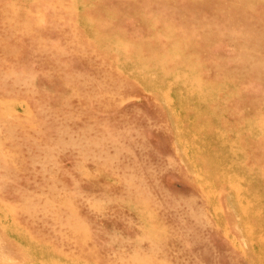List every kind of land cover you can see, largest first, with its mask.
<instances>
[{
    "label": "rangeland",
    "instance_id": "obj_1",
    "mask_svg": "<svg viewBox=\"0 0 264 264\" xmlns=\"http://www.w3.org/2000/svg\"><path fill=\"white\" fill-rule=\"evenodd\" d=\"M0 103V264H264V0H0Z\"/></svg>",
    "mask_w": 264,
    "mask_h": 264
},
{
    "label": "bare ground",
    "instance_id": "obj_2",
    "mask_svg": "<svg viewBox=\"0 0 264 264\" xmlns=\"http://www.w3.org/2000/svg\"><path fill=\"white\" fill-rule=\"evenodd\" d=\"M17 1H18V0H17ZM27 1H28V0H27ZM82 1H83V0H82ZM85 2H86V1H85ZM86 3H87V2H86ZM5 7H6V6H5ZM63 7H64V6H63ZM66 7H67V6H66ZM74 8H75V7H74ZM39 11H40V10H39ZM80 11H81V10H80ZM5 12H6V11H5ZM6 13H7V12H6ZM6 13H5V14H6ZM76 13H77V11H76ZM3 14H4V13H3ZM72 14H73V13H72ZM24 17H25V16H24ZM27 19H28V18H27ZM41 19H43V18H41ZM17 23H18V22H17ZM74 23H75V22H74ZM14 25H15V24H14ZM16 25H17V24H16ZM13 28H14V27H13ZM21 30H22V29H21ZM29 32H30V31H29ZM16 33H17V32H16ZM117 55H118V54H117ZM122 55H123V54H122ZM119 57H120V56H119ZM186 57H187V56H186ZM143 58H145V57H143ZM16 59H17V58H16ZM127 59H128V57H127ZM130 59H131V58H130ZM132 59H133V58H132ZM108 60H109V59H108ZM110 60H111V58H110ZM135 60H136V59H135ZM129 61H130V60H129ZM133 61H134V60H133ZM130 67H131V66H130ZM184 67H185V66H184ZM110 69H111V68H110ZM115 69H116V68H115ZM132 69H133V68H132ZM135 69H137V68H135ZM161 70H162V69H161ZM195 70H196V69H195ZM116 71H117V70H116ZM156 71H157V70H154V72H156ZM131 72H132V71H131ZM139 72H140V71H139ZM139 72H138V73H139ZM172 72H173V71H172ZM128 73H129V72H128ZM176 74H177V73H176ZM178 74H179V72H178ZM139 75H140V74H139ZM157 75H158V74H157ZM174 75H175V74H174ZM181 75L183 76V74H181ZM182 76H181V77H182ZM189 76H190V75H189ZM159 77H160V75H159ZM187 78H188V77H187ZM180 80H181V79H180ZM186 81H187V80H186ZM186 81H185V82H186ZM202 81H203V80H202ZM181 82H182V81H181ZM179 83H180V82H179ZM193 84H195V83H193ZM206 84H207V83H206ZM226 84H227V83H226ZM228 84H229V83H228ZM217 85H218V84H217ZM140 86H141V85H140ZM180 86H181V85H180ZM222 86H223V85H222ZM190 87H191V86H190ZM220 87H221V86H220ZM228 87H229V86H228ZM232 87H233V86H232ZM184 88H185V87H184ZM211 88H212V87H211ZM233 88H234V87H233ZM197 89H198V88H197ZM199 90H200V89H199ZM221 90H223V89H221ZM231 91H232V90H231ZM206 93H208V92H206ZM232 93H233V92H232ZM202 94H203V93H202ZM212 95H213V94H212ZM108 96H109V95H108ZM218 97H219V96H218ZM227 98H228V97H227ZM227 98H226V99H227ZM220 99H221V98H220ZM228 100H229V99H228ZM125 101H126V100H125ZM217 101H218V100H217ZM219 101H220V100H219ZM222 102H223V101H222ZM117 103H118V102H117ZM0 104H1V103H0ZM208 104H209V103H208ZM215 104H217V103H215ZM219 104H220V103H219ZM225 104H226V103H225ZM25 105H26V104H25ZM210 105H211V104H210ZM218 106H219V105H218ZM221 106H222V105H221ZM5 107H6V106H5ZM109 107H110V106H109ZM191 107H193V106H191ZM191 107H190V108H191ZM207 107H208V106H207ZM209 107H210V106H209ZM223 107H224V106H223ZM119 108H120V107H119ZM219 108H220V107H219ZM12 109H13V108H12ZM27 109H28V108H27ZM223 109H224V108H223ZM225 110H226V109H225ZM244 110H245V109H244ZM29 111H30V110H29ZM209 111H210V109H209ZM1 112H2V111H1ZM245 112H246V111H245ZM215 113H216V112H215ZM217 113H218V112H217ZM2 115H3V114H2ZM224 115H225V114H224ZM8 116H9V115H8ZM201 116H202V115H201ZM10 117H11V116H10ZM12 117H13V116H12ZM28 117H29V115H28ZM218 117H220V116H218ZM223 117H224V116H223ZM216 118H217V117H216ZM255 118H256V117H255ZM15 119H16V118H15ZM218 119H219V118H218ZM246 119H247V118H246ZM5 120H6V119H5ZM16 121H17V119H16ZM222 121H223V120H222ZM219 122H220V121H219ZM248 122H249V121H248ZM248 122H246V123H248ZM257 122H258V121H257ZM235 123H236V122H235ZM250 123H251V122H250ZM220 124H221V123H220ZM209 125H211V124H209ZM221 125H222V124H221ZM228 125H229V124H228ZM240 125H241V124H240ZM242 125H243V124H242ZM246 125H248V124H246ZM237 128H238V127H237ZM248 128H249V127H248ZM248 128H247V129H248ZM249 129H250V131H251V128H249ZM249 129H248V130H249ZM235 130H236V129H235ZM244 130H245V128H244ZM245 131H246V130H245ZM260 132H261V131H260ZM246 134H247V133H246ZM247 135H248V134H247ZM253 136H254V135H253ZM253 136H252V137H253ZM244 137H245V136H244ZM261 138H262V137H261ZM242 139H243V138H242ZM248 139H249V138H248ZM7 140H8V139H7ZM240 141H241V140H240ZM240 141H239V142H240ZM242 141H243V140H242ZM249 141H250V140H249ZM254 141H255V140H254ZM252 142H253V141H252ZM248 143H249V142H248ZM256 144H257V146H258V143H256ZM246 145H247V144H246ZM248 146H249V144H248ZM248 146H247V147H248ZM243 148H244V147H243ZM11 154H13V153H11ZM241 156H242V155H241ZM247 157H248V156H247ZM239 161H241V158L239 159ZM245 162H246V160H245ZM252 166H253V165H252ZM248 167H249V166H248ZM96 171H97V170H96ZM250 171H251V170H250ZM98 173H99V172H98ZM258 175H260V174H258ZM263 175H264V174H263ZM84 178H85V177H84ZM260 179H262V178H260ZM128 182H129V181H128ZM117 184H118V183H117ZM263 185H264V184H263ZM263 185H262V186H263ZM258 186H259V185H258ZM258 186H256V187H258ZM259 187H260V186H259ZM259 187H258V191H259ZM245 188H247V187H245ZM253 188H254V187H253ZM248 189H249V188H248ZM252 190H253V189H252ZM249 191H250V190H248V192H249ZM250 192H252V191H250ZM261 192H262V191H261ZM246 193H247V192H246ZM263 194H264V193H263ZM228 195H229V194H227L226 197H227ZM235 195H236V194H235ZM216 202H217V201H216ZM1 204L3 205V203H1ZM63 204H64V203H63ZM66 204H67V203H66ZM145 204H146V203H145ZM2 205H1V206H2ZM61 205H62V204H61ZM7 206H8V205H7ZM1 208H2V207H1ZM138 209H139V208H138ZM149 209H150V208H149ZM139 210H140V209H139ZM72 211H73V210H72ZM132 211H133V210H132ZM152 211H153V210H152ZM153 212H154V211H153ZM137 215H138V214H137ZM155 215H156V214H155ZM138 218H139V217H138ZM157 219H158V218H157ZM157 219H156V220H157ZM11 220H12V219H11ZM13 221H14V220H13ZM11 222H12V221H11ZM11 222H10V223H11ZM151 222H152V221H151ZM157 222H158V221H157ZM157 222H156V223H157ZM159 222H160V221H159ZM236 223H237V222H236ZM159 225H160V223H159ZM159 225H158V226H159ZM223 225H224V224H223ZM17 226H19V225H17ZM224 226H226V225H224ZM236 226H237V225H236ZM20 227H21V226H20ZM146 227H147V225H146ZM160 227H161V225H160ZM216 227H217V226H216ZM17 228H18V227H17ZM21 228H22V227H21ZM156 228H157V227H156ZM158 228H159V227H158ZM158 228H157V229H158ZM225 228H226V227H225ZM19 229H20V228H19ZM79 230H80V229H79ZM165 230H166V229H165ZM26 232H27V231H26ZM147 232H148V231H147ZM23 233H24V232H23ZM27 233H29V232H27ZM148 233H149V232H148ZM158 233H159V232H158ZM166 234H167V233H166ZM83 235H84V234H83ZM27 236H28V235H27ZM150 236H151V235H150ZM154 236H155V235H154ZM163 236H164V235H163ZM152 237H153V236H152ZM261 238H262V237H261ZM261 238H260V239H261ZM260 239H259L258 241H260ZM156 241H157V239H156ZM236 241H237V240H236ZM17 244H18V243H17ZM32 244H33V243H32ZM38 244H39V243H38ZM42 244H43V243H42ZM18 245H19V244H18ZM48 245H49V244H48ZM37 246H38V245H37ZM51 247H52V246H51ZM20 248H21V247H20ZM24 248H25V247H24ZM52 248H53V247H52ZM21 251H22V250H21ZM49 251L52 252V251H54V250H52V251L49 250ZM49 251H48V252H49ZM239 251H240V250H239ZM54 252H55V251H54ZM243 252H244V251H243ZM22 253H23V252H22ZM23 254H24V253H23ZM52 254H53V253H52ZM242 254H243V253H242ZM133 255H135V254H133ZM243 255H244V254H243ZM246 255H247V254H246ZM75 256H76V255H75ZM61 257H62V256H61ZM243 257H244V256H243ZM29 258H31V257H29ZM67 258H68V257H67ZM67 258H66V260H67ZM147 258H148V257H147ZM69 259H70V258H69ZM78 259H79V258H78ZM2 260H3V259H2ZM27 260H28V259H27ZM30 260H31V259H30ZM70 260H71V259H70ZM72 260H73V259H72ZM136 261H137V260H136ZM138 261H139V260H138ZM30 262H31V261H30ZM141 262H142V261H141ZM155 262H156V261H155ZM161 262H162V260H161ZM164 262H165V261H164ZM31 263H32V262H31ZM145 263H146V262H145ZM158 263H159V262H158ZM73 264H75V263H73ZM83 264H84V263H83ZM86 264H87V263H86ZM162 264H163V263H162ZM164 264H165V263H164Z\"/></svg>",
    "mask_w": 264,
    "mask_h": 264
}]
</instances>
